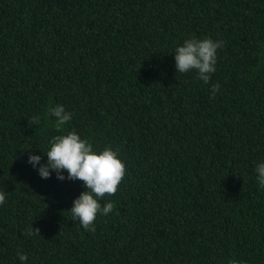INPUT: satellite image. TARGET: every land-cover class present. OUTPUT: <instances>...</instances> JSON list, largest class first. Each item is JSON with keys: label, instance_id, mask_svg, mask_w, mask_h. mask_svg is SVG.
I'll list each match as a JSON object with an SVG mask.
<instances>
[{"label": "trees", "instance_id": "trees-1", "mask_svg": "<svg viewBox=\"0 0 264 264\" xmlns=\"http://www.w3.org/2000/svg\"><path fill=\"white\" fill-rule=\"evenodd\" d=\"M192 37L223 41L207 84L176 71ZM73 130L126 166L94 232L82 181L28 163ZM262 162L264 0H0V264H264Z\"/></svg>", "mask_w": 264, "mask_h": 264}, {"label": "clouds", "instance_id": "clouds-1", "mask_svg": "<svg viewBox=\"0 0 264 264\" xmlns=\"http://www.w3.org/2000/svg\"><path fill=\"white\" fill-rule=\"evenodd\" d=\"M223 41H214L211 38L197 39L195 37L185 39L183 44L175 49V67L178 73L195 71L197 77L205 84L210 81V74L215 72L217 49L222 48ZM220 85H211V95L215 96ZM48 114L54 118V127L57 132H62L63 126L68 123L72 114L65 110L63 105H53L48 108ZM40 117L33 116L31 124H39ZM49 149L46 152L47 160L41 163V156L29 154L28 163L37 168L41 178L48 179L51 172H55L58 180H80L85 186L78 197L73 200L71 219L79 221L80 225L88 231H95L94 222L97 215H108L114 209V204L108 201L101 205L99 202L105 196L115 195L121 181L126 175V166L118 157L117 151L104 148L95 152L87 139H82L74 130L53 136L49 140ZM67 172V177L63 172ZM259 187L264 189V162L255 168ZM6 196L0 191V205L4 204ZM27 236L40 235L39 228L32 225L26 232ZM19 260H27L25 254H18ZM229 264H237L230 261Z\"/></svg>", "mask_w": 264, "mask_h": 264}]
</instances>
